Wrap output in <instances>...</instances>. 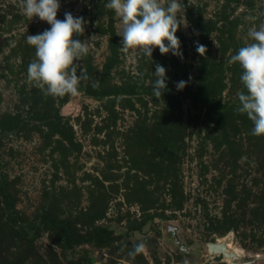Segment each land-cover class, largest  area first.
Instances as JSON below:
<instances>
[{
    "label": "rangeland",
    "instance_id": "obj_1",
    "mask_svg": "<svg viewBox=\"0 0 264 264\" xmlns=\"http://www.w3.org/2000/svg\"><path fill=\"white\" fill-rule=\"evenodd\" d=\"M106 3L60 0L58 19L87 21L73 38L89 53L78 93L53 97L27 79V35L50 25L0 0V264H231L206 250L222 237L237 264H264V135L237 111L246 89L229 64L264 24V0H182L183 57L156 48L152 60L122 50ZM168 221L187 250L162 235Z\"/></svg>",
    "mask_w": 264,
    "mask_h": 264
},
{
    "label": "clouds",
    "instance_id": "obj_2",
    "mask_svg": "<svg viewBox=\"0 0 264 264\" xmlns=\"http://www.w3.org/2000/svg\"><path fill=\"white\" fill-rule=\"evenodd\" d=\"M60 6V0H22L23 14L27 18L38 17L50 25L41 33L27 35V43L34 47L36 57L27 67V79L45 95L53 97L77 94L81 81L87 79L86 71L80 69L78 62L88 55L89 45L85 40L73 38L84 34L87 21L70 12L64 13L63 20L58 19ZM105 6L121 20L117 35L122 37L123 51L134 49L152 60V53L158 48L162 55L171 52L183 57L176 35L182 25L187 27L182 0H107ZM247 36L252 42L231 55L229 64L240 65V80L246 89L237 93V111L246 114L253 123L251 134L261 136L264 135V24L250 28ZM196 52L205 56L207 48L196 42ZM166 71L159 63L155 65L152 89L157 99L167 90ZM186 84L184 80L177 82V90H182ZM144 249L145 244L139 243L130 254H139Z\"/></svg>",
    "mask_w": 264,
    "mask_h": 264
},
{
    "label": "water",
    "instance_id": "obj_3",
    "mask_svg": "<svg viewBox=\"0 0 264 264\" xmlns=\"http://www.w3.org/2000/svg\"><path fill=\"white\" fill-rule=\"evenodd\" d=\"M177 229L178 228L176 224L168 221L162 228V235L169 237L175 244H177L180 250H187L185 247H183V242L177 235ZM205 246L207 252L210 254H221L222 257L228 260L231 264H237L236 261L241 258V254L237 253L234 250V247L229 245V239L227 237H222L211 242H207ZM256 258L257 256L253 257V259L249 260L248 263L254 261Z\"/></svg>",
    "mask_w": 264,
    "mask_h": 264
},
{
    "label": "bare ground",
    "instance_id": "obj_4",
    "mask_svg": "<svg viewBox=\"0 0 264 264\" xmlns=\"http://www.w3.org/2000/svg\"><path fill=\"white\" fill-rule=\"evenodd\" d=\"M234 250H235L237 253H240V251H239L237 248H235V247H234Z\"/></svg>",
    "mask_w": 264,
    "mask_h": 264
}]
</instances>
